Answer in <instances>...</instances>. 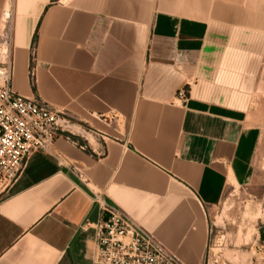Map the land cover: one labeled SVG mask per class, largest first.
I'll return each instance as SVG.
<instances>
[{"label": "crops", "instance_id": "obj_1", "mask_svg": "<svg viewBox=\"0 0 264 264\" xmlns=\"http://www.w3.org/2000/svg\"><path fill=\"white\" fill-rule=\"evenodd\" d=\"M3 45L13 89L71 125L0 189V264H93L98 194L204 264L253 173L264 0H0Z\"/></svg>", "mask_w": 264, "mask_h": 264}, {"label": "built area", "instance_id": "obj_2", "mask_svg": "<svg viewBox=\"0 0 264 264\" xmlns=\"http://www.w3.org/2000/svg\"><path fill=\"white\" fill-rule=\"evenodd\" d=\"M12 80V67L0 63V185L4 188L20 177L33 154L52 151L67 121L52 103L16 92ZM96 202L101 215L94 223L93 264H184L123 209L101 194Z\"/></svg>", "mask_w": 264, "mask_h": 264}, {"label": "rangeland", "instance_id": "obj_3", "mask_svg": "<svg viewBox=\"0 0 264 264\" xmlns=\"http://www.w3.org/2000/svg\"><path fill=\"white\" fill-rule=\"evenodd\" d=\"M0 47V63L7 59ZM63 135H70L67 117ZM258 131L253 173L231 180L221 202L209 212L210 237L204 264H264V108L251 121ZM3 185H0V189Z\"/></svg>", "mask_w": 264, "mask_h": 264}]
</instances>
